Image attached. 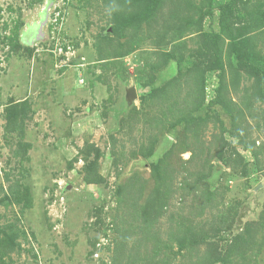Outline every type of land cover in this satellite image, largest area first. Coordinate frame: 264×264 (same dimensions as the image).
I'll list each match as a JSON object with an SVG mask.
<instances>
[{
    "label": "rangeland",
    "instance_id": "374dc122",
    "mask_svg": "<svg viewBox=\"0 0 264 264\" xmlns=\"http://www.w3.org/2000/svg\"><path fill=\"white\" fill-rule=\"evenodd\" d=\"M0 264H264V0H0Z\"/></svg>",
    "mask_w": 264,
    "mask_h": 264
},
{
    "label": "water",
    "instance_id": "95a60500",
    "mask_svg": "<svg viewBox=\"0 0 264 264\" xmlns=\"http://www.w3.org/2000/svg\"><path fill=\"white\" fill-rule=\"evenodd\" d=\"M130 92L132 93V95H131V96H132V98H133V96H134V95H133V91L131 90Z\"/></svg>",
    "mask_w": 264,
    "mask_h": 264
}]
</instances>
